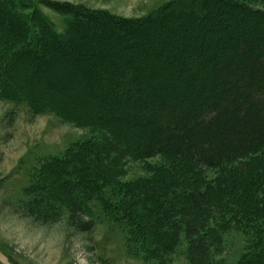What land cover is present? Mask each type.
<instances>
[{
    "label": "trees",
    "instance_id": "trees-1",
    "mask_svg": "<svg viewBox=\"0 0 264 264\" xmlns=\"http://www.w3.org/2000/svg\"><path fill=\"white\" fill-rule=\"evenodd\" d=\"M2 3L13 14L0 34L12 72L17 59L22 65L28 55L64 53L72 44L59 46L62 34L36 7L24 11L29 0ZM70 18L71 67L83 89L68 104L72 112L37 105L100 134L51 161L72 164L55 188L69 180L72 209L97 199L126 221L145 260L163 262L182 226L197 229L228 213L250 235L242 264H264V9L246 0H174L140 19ZM18 91L10 98L34 102L32 87ZM127 155L161 160L149 176L123 180ZM204 169L217 174L208 180ZM50 193L34 195V204H48Z\"/></svg>",
    "mask_w": 264,
    "mask_h": 264
},
{
    "label": "rangeland",
    "instance_id": "rangeland-1",
    "mask_svg": "<svg viewBox=\"0 0 264 264\" xmlns=\"http://www.w3.org/2000/svg\"><path fill=\"white\" fill-rule=\"evenodd\" d=\"M171 1L174 0H29L32 6L24 11L31 12L36 7L62 34L59 46L67 41L72 46L64 53L43 51L41 55H25L27 61L20 65L17 59L12 72L1 53L6 49L1 43L0 249L16 264H242L251 252L250 235L237 223L229 222L230 215L225 213L223 217L215 214L214 219L197 225V229L182 226L177 246L163 262L161 257L145 260V250L133 244L126 221L106 214L97 199L89 201L86 210L72 209V201L66 195L74 189L72 184L65 179L57 189L53 182L54 178L66 175L72 165L71 160L54 165L55 158L69 153L75 143L100 134L54 108L41 109L37 105L39 101L51 102L70 110L68 104L83 89L81 75L71 67L76 41L71 40L67 31L70 16L81 19L105 13L121 19H140ZM246 1L252 7L264 9V0ZM8 12L5 15L0 8L2 40V31L10 30L12 25L13 14L9 9ZM15 46L14 42L12 47ZM10 72L14 75L12 82L7 79ZM31 87L34 102L10 98L9 92L17 94L18 89L25 92ZM160 160L158 156L137 160L127 155L122 179L149 176L152 166ZM204 173L208 180L217 174L208 169ZM43 193L51 195L48 204H34V195ZM182 219L188 222L191 217L186 215Z\"/></svg>",
    "mask_w": 264,
    "mask_h": 264
},
{
    "label": "water",
    "instance_id": "water-1",
    "mask_svg": "<svg viewBox=\"0 0 264 264\" xmlns=\"http://www.w3.org/2000/svg\"><path fill=\"white\" fill-rule=\"evenodd\" d=\"M0 263L1 264H15L14 262L10 260L9 256H7L1 249H0Z\"/></svg>",
    "mask_w": 264,
    "mask_h": 264
},
{
    "label": "bare ground",
    "instance_id": "bare-ground-1",
    "mask_svg": "<svg viewBox=\"0 0 264 264\" xmlns=\"http://www.w3.org/2000/svg\"><path fill=\"white\" fill-rule=\"evenodd\" d=\"M28 85V84H27ZM18 88V87H17Z\"/></svg>",
    "mask_w": 264,
    "mask_h": 264
}]
</instances>
